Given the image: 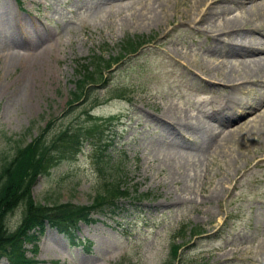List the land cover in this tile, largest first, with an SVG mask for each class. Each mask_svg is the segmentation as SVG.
<instances>
[{"label":"rangeland","instance_id":"374dc122","mask_svg":"<svg viewBox=\"0 0 264 264\" xmlns=\"http://www.w3.org/2000/svg\"><path fill=\"white\" fill-rule=\"evenodd\" d=\"M194 1L0 0V164L51 121L46 142L68 127L69 144L78 140L81 151L53 150L32 186L36 201L86 206L115 182L129 193L93 213L94 222L78 223L72 239L52 226L37 230L24 248L36 264H166L171 245L180 247L177 264H264V129H236L245 117L221 126L205 119L224 98L210 91L221 84L210 77L223 58L207 54L216 37L193 22L207 0L202 7ZM142 35L148 42L139 51L105 66L124 54L129 37ZM226 69L246 70L233 63ZM86 73L104 80L87 85L88 102L69 105ZM164 104L216 127L207 150L185 153L169 144L171 133L154 119ZM110 116L117 118L99 139L92 138L98 128L83 134L95 118ZM22 214L20 205L9 229ZM0 264L10 262L2 257Z\"/></svg>","mask_w":264,"mask_h":264},{"label":"bare ground","instance_id":"6f19581e","mask_svg":"<svg viewBox=\"0 0 264 264\" xmlns=\"http://www.w3.org/2000/svg\"><path fill=\"white\" fill-rule=\"evenodd\" d=\"M247 1L249 5L245 6L244 2ZM202 2L203 0H195L194 5L202 7ZM234 2L238 4L235 6L230 4ZM233 8L240 9V12L229 15ZM202 10V17L193 14L194 24H206L213 32L225 35L222 40L216 38L214 45L206 52L213 58H216V55L223 58L218 62L213 61L222 67L218 75L209 77L221 84L211 83L210 86L218 88L210 91L219 92L228 104L224 103L219 111L205 116L207 117L205 119L221 126L245 117L236 129H243V126L252 124V128L263 130L261 127H264V0H207ZM233 35H236L235 40L230 38ZM24 42L30 44L25 37ZM232 63L242 65L246 70L237 75L231 72L226 74V68ZM190 73L197 72L190 70ZM210 78L203 76L201 79L205 82L212 80ZM257 86L262 88L261 94L252 91V88ZM247 90L248 93L245 92ZM157 109L158 117L155 116L154 119L171 133L169 144L174 149L192 153L209 148L207 143L211 142L210 133L216 127H210L207 121H199V115L182 112L183 110L171 104L161 105ZM227 189L229 193L231 186H227ZM261 247L264 252V238L260 243ZM256 262L259 264L258 260Z\"/></svg>","mask_w":264,"mask_h":264},{"label":"trees","instance_id":"16d2710c","mask_svg":"<svg viewBox=\"0 0 264 264\" xmlns=\"http://www.w3.org/2000/svg\"><path fill=\"white\" fill-rule=\"evenodd\" d=\"M145 42L144 37L137 39L129 37L126 40L127 46L121 47L124 54L120 53L119 56L106 60L105 66L108 67L112 61L118 62L126 56V53H135ZM86 66V64L80 65L82 68ZM92 75V73H86L84 77L77 80L76 91L73 93V99L71 98L68 102L69 105L81 98L83 102H88L90 87L88 88L87 85L89 86L94 81L104 80L103 74H99L97 79L96 75ZM50 124L51 121L40 134L24 146L17 147L12 157L10 159L8 156L4 157L0 164V259L6 257L10 264H36L34 257H27L24 249L25 242L35 238V232L43 229L44 225L52 226L66 238L72 239V233L77 231L78 223L94 222L93 213L104 210L107 206L114 205L115 207L117 200L129 195L127 187H123L119 183L121 188L115 182L105 188L104 193L97 194L93 202L86 206L70 202L36 201L32 197L31 189L37 177L46 172L45 170L51 165L53 150L66 155L69 150H81L78 140L69 144L68 127L60 131L50 142H46L44 136ZM96 128L97 126L86 129L83 134L88 136ZM98 128L99 130L92 138H100L102 129L100 125ZM60 143L64 145L60 147ZM134 192L136 191L134 190ZM137 195L142 196L141 194ZM20 205L23 212L22 219L16 228L11 230L6 224L7 219ZM197 232H199V228H197ZM177 247L178 245H174L171 258L166 264H171L177 258Z\"/></svg>","mask_w":264,"mask_h":264}]
</instances>
